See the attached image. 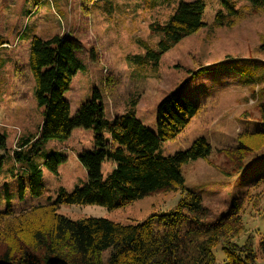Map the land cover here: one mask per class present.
Segmentation results:
<instances>
[{
  "label": "rangeland",
  "instance_id": "obj_1",
  "mask_svg": "<svg viewBox=\"0 0 264 264\" xmlns=\"http://www.w3.org/2000/svg\"><path fill=\"white\" fill-rule=\"evenodd\" d=\"M163 1L0 0V36L8 43L0 49V132L7 136V150L0 152V210L9 204L17 209L54 200L61 187L71 192L75 186H83L87 171L79 155L94 149L92 130L76 129L65 142L48 141L36 157L43 170L44 192L39 197L29 191L23 198L19 196L17 175L25 171L13 152L20 138L38 133L44 118V110L34 98L35 82L29 69L33 36L71 37L82 47L78 54L87 70L73 79L65 96L72 116L92 98L94 90L102 95L109 121L135 108L138 119L152 131L156 130L158 106L169 95H187L201 106L188 128L160 148L165 155H173L190 148L198 138L210 142L208 159L191 160L182 166L185 186L202 197L211 214L209 220L221 216L264 171V163L257 161L245 172L232 174L231 162L223 155L224 150L237 146L239 136L244 139L246 131L264 129L252 100L264 87V7L221 26L216 21L219 0H206V26L155 62L147 59V47L156 49L161 35L154 33L151 25H164L177 8L174 0ZM262 145L260 150L264 151ZM55 151L67 157L58 174L43 165L46 156ZM112 169V162H104V176ZM259 188L257 192L264 194V183ZM181 197L180 191L159 192L117 210L64 205L59 212L73 220L93 217L137 224L175 208ZM244 221L248 231L240 242L252 235L259 253L264 216L248 208ZM214 253L218 264H224L222 249L216 248ZM257 264H264L262 253Z\"/></svg>",
  "mask_w": 264,
  "mask_h": 264
},
{
  "label": "trees",
  "instance_id": "obj_2",
  "mask_svg": "<svg viewBox=\"0 0 264 264\" xmlns=\"http://www.w3.org/2000/svg\"><path fill=\"white\" fill-rule=\"evenodd\" d=\"M174 2L177 8L170 19L164 25H151L161 40L156 49L147 47L148 60L158 62L163 53L206 26V0ZM219 5L216 21L223 26L264 7V0H219ZM6 44L0 36V49ZM81 48L71 37L31 38L29 69L35 82L34 98L43 108L44 118L36 135L18 140L13 156L25 171L17 175L19 196L23 198L29 191L39 197L44 192L43 170L36 161L41 147L50 140L67 141L76 129L92 130L94 149L79 155L87 181L71 192L61 187L54 200L17 209L9 204L0 210V264H218L216 248L224 252V264H257L259 254L264 255V234L259 253L252 235L244 242L240 239L248 231L244 221L248 208L264 216V194L257 192L264 183V171L221 216L209 220L211 214L202 197L186 188L182 166L191 160L208 159L210 142L198 138L190 148L173 155H165L160 148L188 128L201 106L187 95H169L158 106L156 130L152 131L138 119L135 108L109 121L102 95L94 90L92 98L72 116L65 96L73 79L87 70L78 54ZM253 95L264 126V87ZM263 130L246 131L244 139L237 138L235 148L223 151L235 171L232 174L245 172L257 161L264 163V151L260 150ZM4 150L7 136L0 132V152ZM66 161L61 151H55L46 156L43 165L58 174ZM106 161L113 163V169L104 176ZM168 191L181 192L178 205L137 224L93 217L73 220L59 212L64 205L117 210Z\"/></svg>",
  "mask_w": 264,
  "mask_h": 264
}]
</instances>
